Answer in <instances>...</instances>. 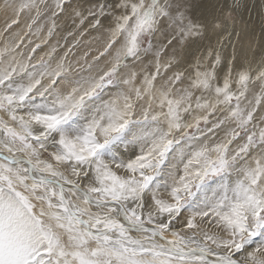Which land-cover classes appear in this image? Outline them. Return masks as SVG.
I'll list each match as a JSON object with an SVG mask.
<instances>
[{
    "label": "snow or ice",
    "instance_id": "6c2138e0",
    "mask_svg": "<svg viewBox=\"0 0 264 264\" xmlns=\"http://www.w3.org/2000/svg\"><path fill=\"white\" fill-rule=\"evenodd\" d=\"M198 5L5 0L0 264H264V12Z\"/></svg>",
    "mask_w": 264,
    "mask_h": 264
},
{
    "label": "rangeland",
    "instance_id": "374dc122",
    "mask_svg": "<svg viewBox=\"0 0 264 264\" xmlns=\"http://www.w3.org/2000/svg\"><path fill=\"white\" fill-rule=\"evenodd\" d=\"M201 1V0H200ZM199 1V2H200ZM252 1H254V0H252ZM252 1L251 0H243V3H244V5H246L247 4V2L249 3V5L252 3ZM4 3H5V0H0V9L1 10H3V11H0V22H5V23H7V21L9 22V20H10V18H11V13L10 12H6V13H8L7 15H5V16H7V17H4L3 16V12H4V14H6L5 13V10L3 9V5H4ZM233 3V0H225V4H224V8H226V9H223V12H227L228 10H229V6L231 5ZM247 6V5H246ZM244 8H245V6L244 7H242L241 8V12H240V15L239 16H237V24L239 25V27L237 28V31H241V29L244 27V24L245 23H247V20L245 19V18H247V16L245 17V15L243 14V12L242 11H245L244 10ZM195 12H196V14H197V11H196V9H195ZM253 11H252V8L250 7V9H249V11H248V14L250 15V16H253ZM24 16H21V23H20V25H18V26H13V29H11L10 31H12V32H14V31H16L18 28H22L23 27V24H24V22H25V19H26V17H24ZM244 19V20H243ZM4 27H5V25H4ZM4 27L0 30V32H3V29H4ZM211 30V29H210ZM209 30V31H210ZM245 33V34H244ZM211 34V33H210ZM62 35H64V30H61L60 31V33H59V35L57 36V37H55L54 39H59L60 38V36H62ZM92 35L93 36H96V35H98L97 33H95V32H93L92 33ZM4 36H5V38L8 36V33H4ZM89 37H85L84 39H88ZM210 38H212V39H210ZM210 38L209 39H207V38H205L203 41H201V42H198V45H207L208 44V42H211L212 44H215L216 43V41H217V39H218V34H216V35H211L210 36ZM205 40H207V41H205ZM251 40V37H250V30H248V28L245 30V31H242L241 32V36L239 37V40H238V42H237V37L235 36V35H233V37H232V42L233 43H236V46H237V49H238V51H240L241 53L242 52H244V51H246L247 49H248V44H249V41ZM202 42H204L203 44H201ZM61 43H63V41H61ZM96 44H98V45H91V47H92V49H93V51L94 50H97L98 48H101L102 47V42H97ZM0 46H2V40H0ZM196 47L197 46H195L194 47V49L196 50ZM44 50H46V49H41V50H39L40 52H42V51H44ZM78 51L79 52H83V51H87V48L86 47H81L80 49H78ZM228 51L230 52L231 51V47L229 46V48H228ZM96 54V53H95ZM94 54V55H95ZM251 54V53H250ZM37 55H39V52H38V54ZM256 55V58L257 59H259V53H256L255 54ZM102 62V61H101ZM258 239V238H257ZM252 247H254V245L253 246H251L250 248H249V250H252Z\"/></svg>",
    "mask_w": 264,
    "mask_h": 264
},
{
    "label": "bare ground",
    "instance_id": "6f19581e",
    "mask_svg": "<svg viewBox=\"0 0 264 264\" xmlns=\"http://www.w3.org/2000/svg\"><path fill=\"white\" fill-rule=\"evenodd\" d=\"M224 4H225V0H201L199 2L198 7L196 8L197 15H199L202 12L205 13L206 15H211V14L220 15L223 12V9H226L223 7ZM246 5L247 6H245V8H244L245 11H242V12L245 15V17L247 16V18H245L247 20V25H248L247 28H248V30H250V37H251V40L253 41V48L255 49V54H256V53H259L258 48H256V40L259 39L260 34H261V15H262V12H264V8H262V0H254V1H252V3L250 5L247 2ZM250 7L252 8L253 16H250L248 14ZM0 11H3V10L0 9ZM5 13H6V11H5ZM7 14L8 13L4 14V12H3L4 17H7V16H5ZM4 25H6L5 22H3V21L0 22V30L4 27ZM210 29H211V27L209 28V30ZM211 35L212 36L216 35V33L212 32V30H210L208 32L206 38L209 39ZM210 39H212V38H210ZM205 41H207V40H205ZM203 43L204 42H202L201 44H203ZM93 45L96 46L98 44L94 43ZM194 47H193V51H195ZM95 53H96V50L92 51L91 55H94ZM249 55H251V54H249ZM102 62H103V60H102Z\"/></svg>",
    "mask_w": 264,
    "mask_h": 264
}]
</instances>
